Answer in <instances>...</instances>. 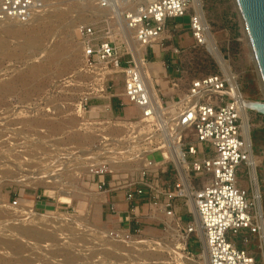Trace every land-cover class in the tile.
<instances>
[{
  "label": "built area",
  "instance_id": "1",
  "mask_svg": "<svg viewBox=\"0 0 264 264\" xmlns=\"http://www.w3.org/2000/svg\"><path fill=\"white\" fill-rule=\"evenodd\" d=\"M93 1L112 11L119 8V1L135 3V8H126L120 15L122 33L145 51L151 43L162 45L168 21L184 17L190 4V0ZM43 5L44 0H0V20L26 23ZM188 22L195 43L205 44L200 17L194 13ZM77 35L80 65L59 81L60 90L50 89L29 102L8 103L0 109V140L8 144L7 158H21L22 166H26L24 144L37 139H31L25 128L31 119L75 117L83 127L79 129L95 137L85 157L86 182L99 193L122 191L127 204L129 226L104 231L100 238L107 240L108 236V242L135 243L143 249L156 250L159 240L143 233L137 216L145 202V217L159 222L162 231L177 242L175 249L181 254H191L188 241L193 236L202 241L207 264H263V215L257 213L253 189L249 195L237 184L241 168L249 170L252 166V145L250 135L246 137L242 130V97L235 78L231 81L223 73H212L191 79L184 89H180L178 79L171 78L176 98L165 103L157 96V87L150 83L144 50L140 56H133L124 41L115 44L98 34L91 24L80 26ZM174 53L179 50L175 48ZM124 108H133L135 115L112 112ZM113 130L120 133L114 134ZM154 152H159V160L149 158ZM126 164L138 167L115 169L116 165ZM28 172L26 167L19 169L20 181L29 180ZM123 173L126 178L120 177ZM15 195L8 204L13 210L24 197ZM189 199L197 219L183 222L177 215L176 201H186L188 205ZM42 202L34 194V203ZM20 208L43 214L33 206ZM109 210L116 211L115 201L109 203ZM238 239L241 246L236 243ZM252 239L258 242V254L248 249ZM105 250L109 254V249ZM104 259L97 256L91 263L77 264H106Z\"/></svg>",
  "mask_w": 264,
  "mask_h": 264
},
{
  "label": "rangeland",
  "instance_id": "2",
  "mask_svg": "<svg viewBox=\"0 0 264 264\" xmlns=\"http://www.w3.org/2000/svg\"><path fill=\"white\" fill-rule=\"evenodd\" d=\"M198 3L209 26L210 35L215 40L231 74L235 77L245 100L264 104V87L256 66L249 57L247 29L236 0H198ZM47 5L48 9L45 8V14L43 12L40 20L31 22L32 24L30 22L23 24L20 29H9L5 26L9 22L0 24L1 27L3 26L0 27V109L8 103L29 102L43 96L50 89L56 91L61 89L62 85L59 81L75 72L80 65L81 51L75 34V28L80 23L94 25L101 36L108 37L107 39L117 45L124 41L129 47L127 38L125 39L121 33L122 30L119 32L121 22L112 19L115 12L123 13L125 8H122L120 3H118L119 8L114 12L101 9L93 0H47ZM191 5L190 0L184 17L168 21L162 35L164 48L173 44L172 48L179 50L173 59V64L166 61L164 64L177 68L178 72L174 76L180 82V89H184L191 79L212 73H222L219 63L207 51L206 45L196 44L192 37L188 22L189 16L194 14V8ZM79 15L83 17L79 19ZM16 29L18 31H14ZM107 29L109 31L106 34ZM28 35L34 36L35 43L26 44ZM121 47L124 49L123 45ZM160 48L159 43H151L148 46L149 56L153 60L160 54ZM145 52L147 51L144 50ZM152 68H155L153 76L163 77L167 84L172 72L167 74L166 70L159 68V64ZM246 111L264 218V110L247 108ZM107 114L110 115L112 112ZM133 115L135 112L130 108L124 112V116ZM78 123L79 119L75 117L62 116H40L25 123L29 137L37 138L24 144L27 153L26 166H22L21 158L8 159L6 156L8 144L0 140V208L4 209L0 211V264H15L19 261H21L20 264L91 263L97 256L104 257L103 261L106 264L108 262L109 264H125L126 262H128L126 264H207L202 257L205 252L199 238L190 237L188 244L191 254L189 255H183L176 250L177 242L163 232L161 227L153 231L148 224H144L145 231L159 240V246L154 251L143 249L135 243L108 242L107 240H110L108 236L107 240H104L99 235L110 228L92 220L87 213L81 212L80 208L78 210L75 206L76 200L72 204L69 203L71 205L58 203V191L73 193L71 198L81 197L82 193H86L84 189L86 186L83 183L87 162L85 157L89 155V145L95 142V137L79 129L83 127ZM113 131L114 134L120 133L119 130ZM60 154H66L69 157L60 156ZM149 158L159 160L160 154L154 152L149 155ZM60 159L63 162L58 163ZM59 166L62 168L56 170ZM125 166L116 165L114 168L126 171L138 167L129 164ZM22 167L29 168L30 172L26 173L27 176L30 175L31 178L36 176L42 180L20 181L18 172L19 169L22 170ZM241 170L238 175V186L246 188L250 195L253 188L250 184L249 170L246 167H242ZM120 177L126 178L127 174L123 173ZM49 190H55V196L48 195ZM16 193L23 194L24 197L19 200V207L13 210L8 204L14 199ZM34 194L39 195L44 202L35 204ZM94 194L99 196L95 191ZM24 205L33 206L43 214L21 210L20 207ZM176 209L177 215L182 217L183 222L196 219L189 200L188 205L186 201H176ZM42 218L45 219L42 220L44 223L41 220H39L40 223L35 221ZM12 226L15 228L11 229ZM33 226L35 227L32 228ZM29 228L32 233L28 232ZM16 229L18 232L15 231ZM21 229L23 232L20 231ZM24 229H27L26 233ZM42 229H46V232H42ZM34 231L36 234L33 233ZM4 236L8 237L4 238ZM6 239H9L12 244ZM236 243L241 246L239 239ZM18 245L22 247L19 248ZM105 249H109V254L106 255ZM248 249L257 254L260 253L257 240L252 239ZM17 256H21L22 259L20 260L21 257L17 258Z\"/></svg>",
  "mask_w": 264,
  "mask_h": 264
},
{
  "label": "bare ground",
  "instance_id": "3",
  "mask_svg": "<svg viewBox=\"0 0 264 264\" xmlns=\"http://www.w3.org/2000/svg\"><path fill=\"white\" fill-rule=\"evenodd\" d=\"M237 2V1H236ZM50 3V2H49ZM48 3V4H49ZM118 3H120V5L122 6V8L124 7L125 9L127 8V9H130V8H135V3H127V2H124V1H119ZM191 3H192V5L191 6H193V8H194V13L195 14H197L199 17H200V20H201V24H202V27H203V30H204V33H205V45H206V49H207V51L211 54V55H213V57L216 59V61L219 63V65H220V67H221V69H222V73L224 74V75H226V77H228L231 81L235 78L232 74H231V72H230V70H229V67L227 66V64H226V62L223 60V58H222V56L220 55V52H219V50H218V48H217V46H216V42H215V40L213 39V37L210 35V32H209V26H208V24L206 23V21H205V18H204V15H203V13H202V11L200 10V5H199V3H198V0H191ZM118 5V4H117ZM237 5H238V3H237ZM46 6H48L47 5V0H44V5H43V8H41L38 12H36V13H34L32 16H31V18L26 22V23H19V22H17V21H14V20H10V19H4V20H0V24H2V23H6V22H9V24L8 25H5V26H8V28L9 29H14V28H18V29H20V28H22L21 26H23V24H28L29 22L31 23V22H34V21H38V20H40L42 17H43V12L46 10V9H48V8H46ZM46 8V9H45ZM238 8H239V6H238ZM52 8H50V12H52V10H51ZM55 9V8H54ZM102 9V8H101ZM56 10V9H55ZM108 12L110 11V9H108L107 10ZM113 11H115V8H114V10ZM239 11H240V9H239ZM47 12H48V10H47ZM82 13V12H81ZM81 13H79V14H81ZM44 14H45V12H44ZM240 14H241V12H240ZM121 15V13H116L115 12V14H114V16L112 17V19H115V20H119V22H121L120 24H121V26H120V30H119V32H121V30L123 31V26H122V24H123V19H122V17L120 16ZM241 16H242V14H241ZM83 16L82 15H79L78 16V18L79 19H81ZM32 24V23H31ZM82 25H84V22L83 23H80V24H78L77 26H76V30H75V34H76V36H77V38H78V28L80 27V26H82ZM113 25V24H112ZM17 26V27H16ZM30 26V25H29ZM114 26V25H113ZM1 27V26H0ZM3 27V26H2ZM1 27V28H2ZM116 27V26H115ZM114 27V28H115ZM7 28V29H8ZM245 28H246V26H245ZM18 29H16V30H14V31H18ZM5 30V29H4ZM31 30V29H30ZM2 31V30H1ZM8 31V30H7ZM7 31H4V32H7ZM24 31V30H23ZM72 31V30H71ZM13 32V31H12ZM29 32V31H28ZM32 32H34V31H32ZM71 33V32H70ZM113 33V32H112ZM122 33V32H121ZM14 34H15V32H14ZM33 34V33H32ZM72 34V33H71ZM19 35H21V34H19ZM27 36V35H26ZM74 37V36H73ZM125 39H126V41H127V43H128V45H129V50H130V52L133 54V56H140L142 53H143V50H144V47L143 46H140L139 44H137L133 39H131L132 37H127V36H123ZM246 37H247V40H248V45H249V49H250V53H249V57H250V59H251V61L255 64V66H256V69H257V72H258V74H259V77H260V81H261V84L263 85V87H264V82H263V78H262V75H261V72H260V69H259V66H258V62H257V59H256V56H255V52H254V50H253V47H252V44H251V41H250V37H249V34H248V31H246ZM245 37V38H246ZM120 38V37H119ZM35 41V38H34V36L32 37V35H28V37H27V42H26V44L28 45V44H32L33 42ZM24 43V42H23ZM35 43V42H34ZM25 44V43H24ZM78 44H79V42H78ZM75 45V44H74ZM28 47V46H27ZM1 49V48H0ZM57 49H59V48H57ZM79 49H80V44H79ZM51 50V49H50ZM61 50V49H60ZM63 51V50H62ZM79 51V50H78ZM61 52V51H60ZM79 57V56H78ZM35 73V72H34ZM149 76H150V83L152 82L151 80H152V78H151V75L149 74ZM26 84V83H25ZM2 89V88H1ZM9 90V89H8ZM6 91V90H5ZM240 94H241V97H242V101H241V107H242V109H241V118H242V130H243V133H244V135L246 136V137H248V135H249V123H248V116H247V108H256V109H263L264 110V104H261V103H256V102H252V101H247V100H245V98H244V96H243V94H242V92H240ZM250 160H251V162H252V166H250V169H249V179H250V181H251V185H252V188H253V194H254V197L256 198L255 199V204H256V209H257V213H258V215L260 214H262L263 215V212H262V209H261V204H260V199H259V189H258V184L256 183V173H255V157L253 156V154L252 155H250ZM125 166V165H124ZM126 167V166H125ZM29 169V168H28ZM132 169V168H131ZM29 179H32L33 181H37L38 182V180H42V179H40V178H37L36 176L35 177H29ZM28 181V180H27ZM41 182V181H40ZM28 183V182H27ZM31 183V182H30ZM40 184V183H39ZM237 184H238V182H237ZM35 185V184H34ZM36 185H37V183H36ZM31 186V185H30ZM38 186V185H37ZM260 187V186H259ZM70 191V190H69ZM72 191V190H71ZM48 195H50V196H55V190L53 191V190H49L48 191ZM58 193V195H57V197H58V203L59 204H69V203H71V201H72V198H71V195L73 194V193H70V192H67V191H58L57 192ZM98 199V198H97ZM96 199V200H97ZM98 201H99V199H98ZM189 204H190V207H191V209H192V211L194 212V215H195V218L197 219V216H196V213H195V209H194V207H193V203H192V200L191 199H189ZM20 209V208H19ZM1 210H4V209H1L0 208V211ZM21 210H26V209H22L21 208ZM6 211V210H5ZM12 211V210H11ZM4 212V211H3ZM27 212H30V211H27ZM7 213V212H6ZM9 213V212H8ZM26 214V213H25ZM6 216H7V214H5ZM14 216V215H13ZM9 217H11V216H9ZM35 218V217H34ZM17 219V218H16ZM1 220V219H0ZM26 220V219H25ZM39 220H41V222H43L42 220H45V219H38V220H35V221H38V223H40V221ZM3 221V220H2ZM34 221V222H35ZM55 221V220H54ZM32 222H33V220H32ZM47 221H45V223H46ZM50 222V221H49ZM56 222V221H55ZM30 223V222H29ZM44 223V222H43ZM261 223H262V226H263V229H264V218H263V216H262V218H261ZM28 224V223H27ZM70 224V223H69ZM36 225H37V223H36ZM73 225V224H72ZM24 226V225H23ZM40 226H42V224L40 225ZM70 226V225H69ZM22 227V226H21ZM35 226H33L32 228H34ZM13 228H15L14 226H12L11 227V229H13ZM16 228H17V226H16ZM26 228H27V226H26ZM31 228V227H30ZM30 228H29V230H30ZM40 228H42V227H40ZM19 230V229H18ZM23 229H21L20 231H22ZM27 229H24V232L26 233L27 231H26ZM38 230V229H37ZM46 230V229H45ZM45 230H43L42 229V232L44 231V232H46ZM15 231H17V229L15 230ZM32 230H30V231H28L29 233H32L31 232ZM35 231H36V229H35ZM33 232L34 234H36V232ZM18 232V231H17ZM23 232V231H22ZM24 233V234H25ZM40 233V232H39ZM5 234V233H4ZM19 234V233H18ZM17 234V235H18ZM38 234V233H37ZM23 235V234H22ZM25 235H27V234H25ZM45 235V234H44ZM32 236H34L33 234H32ZM42 236V235H41ZM6 236H4V238H5ZM8 237V236H7ZM6 237V238H7ZM10 237V239H11V236H9ZM19 237H21V236H19ZM1 238V237H0ZM4 238H2V240L4 239ZM27 238V237H26ZM7 240V239H6ZM9 240V239H8ZM7 240V241H8ZM12 240V239H11ZM13 240H15V239H13ZM1 241V240H0ZM4 241V240H3ZM6 241V242H7ZM10 241V240H9ZM15 242V241H14ZM8 243H11V241L10 242H8ZM4 244V243H3ZM12 244V243H11ZM19 246V248L20 247H22V246H20V245H18ZM15 247V246H14ZM13 247V248H14ZM17 247V246H16ZM1 248V247H0ZM8 248H10V246H8ZM12 248V247H11ZM12 248V249H13ZM261 248L264 250V243H262L261 244ZM18 249V248H17ZM15 250V249H14ZM19 251H20V249H18ZM24 250V249H23ZM15 252V251H14ZM174 252V251H173ZM17 253H18V251H17ZM22 253V251L20 252V254ZM13 255V254H12ZM12 255H10V256H12ZM17 255V254H16ZM13 257V256H12ZM19 257H21V256H19ZM18 256H17V258H19ZM152 257H153V254H152ZM202 257L204 258V260H205V262H207V257H206V253H203V255H202ZM1 258V257H0ZM14 258H15V256H14ZM16 258V259H17ZM125 258V257H124ZM22 259V257L20 258V260ZM126 259V258H125ZM6 260V259H5ZM19 260V259H18ZM111 260V259H110ZM123 260V259H122ZM157 260H159L158 258H157ZM1 261V260H0ZM4 261V260H3ZM7 261V260H6ZM15 261V260H14ZM13 261V262H14ZM20 263H21V261H19ZM19 262H14L15 264H17V263H19ZM116 262V261H115ZM121 262V261H120ZM126 262V261H125ZM19 263V264H20ZM113 263V262H112ZM126 263H128V262H126ZM125 263V264H126ZM107 264H109V262L107 263ZM115 264V263H114ZM117 264V263H116ZM123 264V263H122ZM264 264V263H263Z\"/></svg>",
  "mask_w": 264,
  "mask_h": 264
},
{
  "label": "crops",
  "instance_id": "4",
  "mask_svg": "<svg viewBox=\"0 0 264 264\" xmlns=\"http://www.w3.org/2000/svg\"><path fill=\"white\" fill-rule=\"evenodd\" d=\"M164 39V37H162ZM162 39V40H163ZM160 44V43H159ZM160 54L158 55V57L153 60L151 56H149V52H148V47L146 48V55H147V60L149 62L148 64V70L149 73L151 75L152 78V82L153 84L157 87V96L165 103H170L173 100H175L176 98V92L171 88L170 85V79L171 78H175V73H177V68L174 66H169V65H165L164 62L166 61L167 63H174V57H176V53H174V49L172 48L174 47L173 44L166 46L165 48L163 47V41H162V45H160ZM163 58V60H162ZM157 64H159V68L162 70H166L167 74H169V72H172V75L169 76L168 78V83L165 84V79H163V77L161 76H153V66H156ZM175 75V76H174ZM127 108H124L121 112H116L115 110H113V113H117L119 114H123ZM134 111L133 108H130ZM86 186V188H84L86 190V193H82L81 197H72V202L73 201H77L76 203V207L79 210V208L81 209V212L83 211L84 213H87L88 216L92 219L95 220L96 222H100L102 225L110 228V229H117V228H122V229H126L129 226V214L127 213V204L124 201V198L122 196V191H118L115 192L113 194L111 193H99L96 191L95 186H90L88 185V183L86 182V178L85 181L83 182ZM83 189V190H84ZM93 191V192H92ZM94 191L97 192V194L99 196H97L96 194H94ZM92 197V199H91ZM94 198V199H93ZM99 201H98V199ZM97 199V200H96ZM111 201H115V206H116V211L111 213L109 210V203ZM46 203V202H45ZM69 204V205H71ZM96 207H98V209L96 210ZM147 212V205L145 204V202H142L140 207L138 208L137 211V216L140 217V222H141V226H142V231L144 234L146 235H151L148 233V231H145V227L144 224H148L149 227L151 228V230L156 231L158 230L157 228H160V224L159 222H154L149 220L147 217H145V214ZM142 217V218H141ZM160 220H161V216H160ZM143 224V225H142Z\"/></svg>",
  "mask_w": 264,
  "mask_h": 264
},
{
  "label": "water",
  "instance_id": "5",
  "mask_svg": "<svg viewBox=\"0 0 264 264\" xmlns=\"http://www.w3.org/2000/svg\"><path fill=\"white\" fill-rule=\"evenodd\" d=\"M264 82V0H236Z\"/></svg>",
  "mask_w": 264,
  "mask_h": 264
},
{
  "label": "trees",
  "instance_id": "6",
  "mask_svg": "<svg viewBox=\"0 0 264 264\" xmlns=\"http://www.w3.org/2000/svg\"><path fill=\"white\" fill-rule=\"evenodd\" d=\"M113 105L115 106V102H113ZM40 211V210H39Z\"/></svg>",
  "mask_w": 264,
  "mask_h": 264
}]
</instances>
